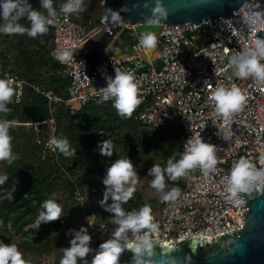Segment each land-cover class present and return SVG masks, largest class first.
I'll return each mask as SVG.
<instances>
[{
	"label": "built area",
	"instance_id": "2783aa9c",
	"mask_svg": "<svg viewBox=\"0 0 264 264\" xmlns=\"http://www.w3.org/2000/svg\"><path fill=\"white\" fill-rule=\"evenodd\" d=\"M91 0H82L77 12L64 13L61 5L66 0H56L53 8L57 16L48 25L51 36L52 52L70 49L75 54L92 50L107 23L103 11L97 16L89 13ZM48 11L44 12L47 15ZM29 24L31 21L28 20ZM137 24L123 23L122 28L135 30ZM166 24L158 33L156 46L146 48L140 42L142 35L136 34L130 45L115 49L108 55L107 47L102 54L115 60V68H94L90 79L87 75L80 78V62L58 61L56 70L61 76L68 77L69 84L65 94L40 84L47 72L43 70L38 77L22 76L12 64L0 69V77H12L16 91L8 103H18L28 89L39 93L46 100L48 116L42 120L27 122L37 124L42 129V143L38 155L45 159L56 154L57 148L49 144L57 137V107L61 104L72 109L93 102L113 103V98L101 101L103 89L116 69L133 72L138 81L140 103L135 107L137 123L145 130L176 128L179 131L178 159L184 144L193 132L200 133L205 141L216 147L218 163L216 171L205 174L197 166L187 175L181 176L180 195L175 200H164L154 218L157 229L150 232V239L178 241L187 236L215 237L224 232L243 228L244 214L239 209L236 195L227 191L226 177L232 165L241 157L248 159L256 169L264 170V80L254 76L238 77L230 57L251 49L258 52V45L264 43L256 37L259 28L264 29L263 0H247L241 4L233 18L220 30L202 24L192 29L177 28V36H160ZM115 36V35H114ZM264 63V56H259ZM218 84L231 87L235 84L246 99L243 107L225 119L214 110L210 96ZM236 194V193H235ZM73 197L84 204L85 196L81 187L75 185ZM85 213V212H84ZM115 213L101 221L94 214H84V223L92 239V249L85 258H78L77 264L87 260L91 264L99 244L112 238L118 227ZM145 229L137 232L129 229L121 237V242L139 240Z\"/></svg>",
	"mask_w": 264,
	"mask_h": 264
},
{
	"label": "clouds",
	"instance_id": "9594fccd",
	"mask_svg": "<svg viewBox=\"0 0 264 264\" xmlns=\"http://www.w3.org/2000/svg\"><path fill=\"white\" fill-rule=\"evenodd\" d=\"M41 5L47 9V15L32 8L26 3V0L23 6H21L20 0H0V18L5 21L3 25H0V31L6 33H24L27 31L28 35L33 37L38 33L46 32L48 25L54 22L52 18L57 16V12L53 8V0H41ZM81 6L82 0H66L60 7L64 13H72L80 10ZM25 13L31 21L30 28H25L16 22ZM140 42L146 48H153L156 46L157 37L153 33H146L140 37ZM72 54L70 49L53 52L54 57L61 61L70 59ZM259 56H264V46L258 45V52L247 49L238 55H233L229 62L235 66L238 77L243 78L251 75L264 80V63H260ZM15 91L12 77H0V111L7 112L10 110L6 107V103L10 101ZM102 91L101 101L113 98V106L121 116H131L135 107L140 103L138 81L131 71L117 68L115 76L109 79L107 86ZM210 99L214 103L215 112L227 119L243 107L246 97L235 84H232L231 87L218 84L212 91ZM15 123V121L8 120L0 121V160L6 159L9 163L14 159L11 151L12 137L9 134V127ZM49 144L58 148L65 155L71 154L67 138L52 137ZM100 152L102 155L111 156V141L103 140L100 144ZM215 153V145L205 141L200 133L193 132L186 140L179 159L170 157L164 168L160 164H153L148 169V175L153 177L152 186L161 192L163 200H175L180 195V189L173 187L167 192L163 191L165 173L170 179L175 180L180 176L187 175L190 169L197 166L205 174H208L209 171L215 172L218 163ZM262 175H264V170L256 169L248 159L241 157L232 165L226 177L227 191L235 195L238 190L246 188L251 180ZM6 179V175H0V183ZM102 182L106 188L98 203L104 206L111 197L112 203L108 204L106 208L115 213L114 220L118 227L113 232L112 238L99 244L91 264H118L119 255L123 250L122 235L129 229L134 232L145 229L146 231L139 238L140 243L135 247L137 251L150 249V232L157 229V223L154 222L151 207L148 204L132 211H125L121 206L122 202H127L133 196L138 183V172L129 156L118 157L112 161L102 178ZM61 213L62 206L53 195L43 201L42 210L39 212L34 226L38 228L42 221L58 219ZM69 232H73L74 235L70 240V246L64 248L60 264H77L78 258H85L92 251L89 245L92 237L86 226L81 225L79 230L69 229ZM0 264H29V262L24 259L16 244L5 243L0 240ZM83 264H88L87 260H83Z\"/></svg>",
	"mask_w": 264,
	"mask_h": 264
},
{
	"label": "rangeland",
	"instance_id": "374dc122",
	"mask_svg": "<svg viewBox=\"0 0 264 264\" xmlns=\"http://www.w3.org/2000/svg\"><path fill=\"white\" fill-rule=\"evenodd\" d=\"M96 8V7H95ZM93 8L90 11L91 16H97L99 11ZM24 16H21L17 23L25 28L27 24L23 22ZM5 21L0 18V25ZM49 30L44 33H38L35 38L48 37ZM31 37L27 31L24 33H6L0 31V52L9 53L12 66L20 73L21 61L18 55L19 41L23 40V45L28 48L33 47L27 38ZM52 50V49H50ZM43 70V69H42ZM69 108L73 118L58 120L57 138H67L69 142L70 155H65L58 148L56 154L42 159L38 152H30L31 144L28 143L30 138L34 140L35 129H30L26 122L15 121L20 125V132L11 130L15 142H12V154L14 159L11 163L8 160H0V175H7L8 167L21 160L24 165L16 168V171L10 179L9 185L5 186L1 199L12 194L15 203L22 205L23 216L26 218L31 214L38 217L42 210V203L53 195L57 198L62 206V213L54 223L41 222L39 227L34 226V220H26L21 225V229L10 227L0 218V240L5 243L16 244L22 252L25 260L29 264H60L64 248L70 246V240L74 233L69 229L79 230L84 223V209L72 195L71 187L79 184L81 190L91 201L90 190L82 182L84 177V160L87 158L83 155V148L86 143V136L89 134L90 126L93 128L91 139L101 165L107 169L109 164L118 157L129 156L136 166L138 172V183L133 196L127 201L122 202V208L125 211L138 210L143 205L148 204L151 207V214L155 216L164 201L161 198V192L152 186V176L148 175V169L153 164H160L164 168L167 164L166 157L160 149L171 151L175 159H178L177 151L179 147V131L176 128H164L161 130H145L136 121V108L131 116H121L118 114L113 103L93 102L82 107ZM93 109H96L93 112ZM7 117L4 116L1 121ZM7 120V119H6ZM15 123V124H16ZM109 140L112 144V155H102L100 144L103 140ZM141 140H146L145 144ZM75 151H72V150ZM84 158L81 161L79 155ZM181 176L175 180L170 179L165 173L164 192L173 187L180 189ZM112 203L111 197L108 200ZM30 246L34 250H29ZM49 248L50 252L43 251ZM42 251V252H40Z\"/></svg>",
	"mask_w": 264,
	"mask_h": 264
},
{
	"label": "water",
	"instance_id": "95a60500",
	"mask_svg": "<svg viewBox=\"0 0 264 264\" xmlns=\"http://www.w3.org/2000/svg\"><path fill=\"white\" fill-rule=\"evenodd\" d=\"M41 1V0H39ZM247 0H91L89 8H100L107 23L92 50L82 54L72 51L73 61L80 62V78L90 79L94 68L108 67L113 71L116 62L108 55L115 49L130 45L136 34L158 33L177 36V28L205 24L222 30L241 4ZM264 2V0H263ZM21 6L25 0H20ZM31 7L34 0H26ZM123 23L137 24L121 29ZM115 35V36H114ZM264 43V29L256 35ZM94 57L91 58V56ZM239 209L244 214L243 228L234 229L215 237L187 236L178 241L150 239V249L136 250L140 240L122 242L123 250L118 264H264V175L251 180L247 187L236 192Z\"/></svg>",
	"mask_w": 264,
	"mask_h": 264
},
{
	"label": "trees",
	"instance_id": "16d2710c",
	"mask_svg": "<svg viewBox=\"0 0 264 264\" xmlns=\"http://www.w3.org/2000/svg\"><path fill=\"white\" fill-rule=\"evenodd\" d=\"M56 0H53V3ZM32 8L37 9L41 13L44 14L45 11H47L46 8H44L41 5V1L34 0V4ZM23 19V22L28 25L27 28H30L31 24L28 22L27 13H25ZM30 43H33V47L28 48L23 45V40L19 41L18 44V55L20 57V67L22 68V71L20 74L26 78L31 77H38L43 70L47 72V75L43 76L42 80L40 81V84L43 88H51L55 90L58 93L65 94L64 88L69 84L68 77L61 76L56 72V70L59 68L58 61L55 59L53 55L52 45H51V36L48 37H29L27 38ZM94 57V55L91 56V58ZM10 54L9 53H1L0 52V69L4 68L6 65L11 64L10 60ZM43 69V70H42ZM104 103V102H99ZM6 107L10 109L7 112L0 111V121L1 119L6 116L7 120H13L17 118L16 120L19 122H34L38 120H42L48 116V110L46 107V100L43 98L39 93H35L32 90L28 89L23 99L18 103H8L6 104ZM76 109V107L74 108ZM96 109H93V112H95ZM57 123L58 120L61 118L64 119H71L73 118L72 113L69 111V107L65 106L64 104H61L57 107V111L55 114ZM5 119V120H6ZM3 120V119H2ZM21 125V124H20ZM20 125H10V129H13V131L20 132ZM30 129H35V135L34 140L30 138L28 140V143L31 144L30 152H39L41 148L42 143V129L37 124H31L29 125ZM9 129V134L12 137L11 143L15 142V137L12 136L11 130ZM93 134V128L90 126L89 134L86 136V143L84 144L83 148L85 150V153L83 155L87 158V160H84L83 157L79 155V159L84 160V177L82 179V182L86 184L90 190V196L91 201H88V199L85 196L84 204H82V208L84 209V212L87 214H94L97 221H101L105 219L106 217L113 214V212L108 211L106 207H108V204H111L107 201V203L102 206L98 203L99 199L103 197L104 189L106 186L102 182L103 176L106 174L107 169H105L101 165V161L98 158L96 148L93 147V140L91 139V135ZM141 143L145 144L146 140H141ZM161 153L166 157V159H169L170 157H173V155L170 153L171 151L167 149H160ZM20 165H24V163L21 160H17L15 164L8 167L7 169V179L4 180L3 183H0V196L5 190V186L9 185L10 179L14 175L16 168H18ZM75 185L80 186L79 184H74L71 187V193L73 192V188ZM81 187V186H80ZM182 187V182L180 183V188ZM2 206L0 207V218L7 223L10 227L21 229V225L26 222V220H34L36 221L37 217L35 214H31L28 217L23 216V210L22 205L15 203V200L12 198V194L9 196H5L1 199ZM43 202V201H41ZM56 220H50L47 221V223H54ZM45 222V221H42ZM29 250H34L33 246H30L28 248ZM47 253L50 252L49 248H46L45 250ZM42 252V251H40Z\"/></svg>",
	"mask_w": 264,
	"mask_h": 264
},
{
	"label": "bare ground",
	"instance_id": "6f19581e",
	"mask_svg": "<svg viewBox=\"0 0 264 264\" xmlns=\"http://www.w3.org/2000/svg\"><path fill=\"white\" fill-rule=\"evenodd\" d=\"M75 107H77V106H75ZM75 107H74V108H75Z\"/></svg>",
	"mask_w": 264,
	"mask_h": 264
}]
</instances>
